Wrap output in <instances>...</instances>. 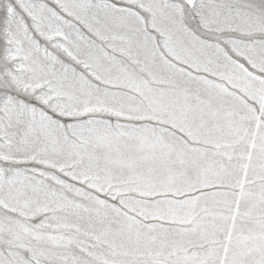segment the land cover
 Wrapping results in <instances>:
<instances>
[{"label":"snow or ice","instance_id":"1","mask_svg":"<svg viewBox=\"0 0 264 264\" xmlns=\"http://www.w3.org/2000/svg\"><path fill=\"white\" fill-rule=\"evenodd\" d=\"M0 264H264V0H0Z\"/></svg>","mask_w":264,"mask_h":264}]
</instances>
